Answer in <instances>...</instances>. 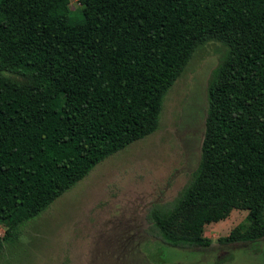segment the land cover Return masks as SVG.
Instances as JSON below:
<instances>
[{"label": "trees", "instance_id": "1", "mask_svg": "<svg viewBox=\"0 0 264 264\" xmlns=\"http://www.w3.org/2000/svg\"><path fill=\"white\" fill-rule=\"evenodd\" d=\"M0 0V237L16 239L100 162L153 134L195 52L224 51L207 84L200 157L145 234L179 250L247 211L219 245L264 238V0Z\"/></svg>", "mask_w": 264, "mask_h": 264}, {"label": "rangeland", "instance_id": "2", "mask_svg": "<svg viewBox=\"0 0 264 264\" xmlns=\"http://www.w3.org/2000/svg\"><path fill=\"white\" fill-rule=\"evenodd\" d=\"M79 7L77 0L70 8ZM224 48L198 49L163 101L156 131L97 164L38 218L5 242L0 264H264V238L219 245L247 224V211L207 224L206 249L179 250L145 234V213L172 200L195 169L204 134L207 84ZM264 218V215H263ZM6 227L0 222V237Z\"/></svg>", "mask_w": 264, "mask_h": 264}]
</instances>
